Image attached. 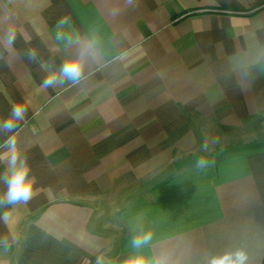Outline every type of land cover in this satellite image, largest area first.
Wrapping results in <instances>:
<instances>
[{
	"label": "crops",
	"instance_id": "obj_1",
	"mask_svg": "<svg viewBox=\"0 0 264 264\" xmlns=\"http://www.w3.org/2000/svg\"><path fill=\"white\" fill-rule=\"evenodd\" d=\"M64 17L101 54L80 85L45 89L24 53L58 68L76 51L55 40ZM9 29L0 117L27 108L16 135L36 184L10 209L15 241L0 222V264H125L139 224L144 254L171 264L237 248L263 264L264 0H0Z\"/></svg>",
	"mask_w": 264,
	"mask_h": 264
},
{
	"label": "clouds",
	"instance_id": "obj_2",
	"mask_svg": "<svg viewBox=\"0 0 264 264\" xmlns=\"http://www.w3.org/2000/svg\"><path fill=\"white\" fill-rule=\"evenodd\" d=\"M55 40L65 48L75 47L76 51L67 57L58 68L49 69L45 62L39 60L34 49H28L24 55L29 62L39 63L41 69L47 72L41 87H75L80 85L87 76L89 66L93 64L101 54V40L95 30L85 36L71 31L70 18L64 17L56 24ZM69 30H65V29ZM16 32L9 29L0 44L5 48H11L16 42ZM27 108L24 104H14L6 117H0V222L9 228V235L15 241L16 235L12 230L14 223L10 209L19 205L28 204L34 196L35 176L31 175L27 158L22 154L16 135L19 123L26 118ZM208 143L204 142L202 150L207 151ZM209 161L199 158L195 162L198 170L208 167ZM153 232L145 228L143 224L133 225L130 228V247L134 254L130 255L125 264H171L164 254L153 253L151 256L144 254V249L151 247ZM10 247L9 237H0V248L5 251ZM96 264H110L103 255L96 259ZM202 264H249L248 253L242 249L225 251L221 254L206 256Z\"/></svg>",
	"mask_w": 264,
	"mask_h": 264
},
{
	"label": "trees",
	"instance_id": "obj_3",
	"mask_svg": "<svg viewBox=\"0 0 264 264\" xmlns=\"http://www.w3.org/2000/svg\"><path fill=\"white\" fill-rule=\"evenodd\" d=\"M263 264H264V261H263Z\"/></svg>",
	"mask_w": 264,
	"mask_h": 264
}]
</instances>
